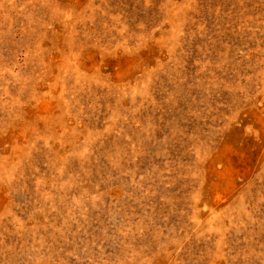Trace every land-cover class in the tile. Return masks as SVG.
Instances as JSON below:
<instances>
[{"label":"rangeland","instance_id":"374dc122","mask_svg":"<svg viewBox=\"0 0 264 264\" xmlns=\"http://www.w3.org/2000/svg\"><path fill=\"white\" fill-rule=\"evenodd\" d=\"M0 264H264V0H0Z\"/></svg>","mask_w":264,"mask_h":264}]
</instances>
